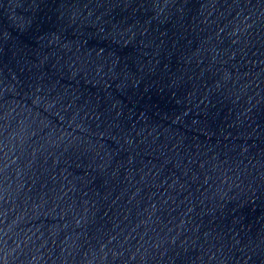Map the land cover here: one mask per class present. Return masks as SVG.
I'll use <instances>...</instances> for the list:
<instances>
[{"label":"water","instance_id":"obj_1","mask_svg":"<svg viewBox=\"0 0 264 264\" xmlns=\"http://www.w3.org/2000/svg\"><path fill=\"white\" fill-rule=\"evenodd\" d=\"M0 264H264V0H0Z\"/></svg>","mask_w":264,"mask_h":264}]
</instances>
